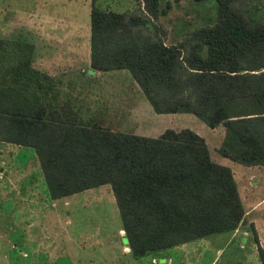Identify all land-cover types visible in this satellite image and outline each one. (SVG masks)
<instances>
[{"label": "trees", "instance_id": "16d2710c", "mask_svg": "<svg viewBox=\"0 0 264 264\" xmlns=\"http://www.w3.org/2000/svg\"><path fill=\"white\" fill-rule=\"evenodd\" d=\"M97 1L90 9L91 69L127 71L154 113H190L211 129L222 127V157L264 166L263 2L213 0L212 24L166 44L156 21L181 0L164 7L137 0L140 13ZM34 57L20 35L0 37V142L33 149L51 199L110 185L134 258L233 233L244 223L233 171L211 156L203 136L187 127L151 136L84 121L60 100V80ZM257 253L264 264V248Z\"/></svg>", "mask_w": 264, "mask_h": 264}, {"label": "rangeland", "instance_id": "374dc122", "mask_svg": "<svg viewBox=\"0 0 264 264\" xmlns=\"http://www.w3.org/2000/svg\"><path fill=\"white\" fill-rule=\"evenodd\" d=\"M166 1L160 0V6L164 7ZM255 1L264 3V0ZM96 5L117 12L140 13L141 9L137 0H98ZM262 8V5L255 8L256 16L260 15ZM90 9L91 0H0V37L16 34L31 42L35 48V65L60 80V100H66L84 121L97 119L113 130L151 136H158L167 127H187L196 131L205 138L211 156L232 169L247 209L244 223L233 233L214 234L182 249L162 251L164 259L148 254L138 258L137 264H260L257 247L264 248V166H245L222 157L218 153L224 134L222 127L211 129L190 113L155 114L127 71L103 73L91 69L88 46ZM215 17L216 2L213 0L172 1L169 11L156 21V25L165 31L166 44H176L187 32L212 24ZM151 30L149 26L146 31ZM76 40L80 44L79 50L78 46L75 48L77 51L71 47ZM35 166L37 189L45 190L33 149L14 144L0 145V185L7 190L0 193V264H49L32 252L34 244L23 239V230L19 235L8 227L12 226V220L6 218L12 216V207L20 199L12 192L11 186L14 180L18 189L21 181L12 174L29 167L32 170ZM87 205L73 213L78 227L85 225L86 231L100 228L102 235L116 233L120 240L117 228L121 221L118 209L114 216L117 206L110 185L97 187L96 198L90 199ZM87 215L91 219L83 221L82 216ZM251 226L257 232L258 242ZM101 248L103 246L86 241L75 254L90 258L91 264H96L102 255ZM218 248L222 250L217 252ZM152 258H155L154 263Z\"/></svg>", "mask_w": 264, "mask_h": 264}, {"label": "crops", "instance_id": "0c3cea01", "mask_svg": "<svg viewBox=\"0 0 264 264\" xmlns=\"http://www.w3.org/2000/svg\"><path fill=\"white\" fill-rule=\"evenodd\" d=\"M78 41L79 40H76V44L71 45L74 50H76V46H78L77 50H79L80 44ZM88 46L90 64V43ZM0 145L8 147L12 144L0 142ZM35 174H37L36 166L33 167L32 170L29 167L12 174L13 176L17 175V180L21 181L18 189L15 188L18 183L14 180V185L11 186L12 192L16 193L20 199L18 203L12 207V216L6 218L12 220V226L8 227H12L15 234L19 233V235H21L23 230L25 233L23 239L33 242L34 245L31 250L37 254V258L41 257L44 261L49 262V264H91L90 258H82L78 253L75 254L76 250H79L86 241H89L93 245L103 246V248H101L102 255L96 260V264H137L138 258L133 257L130 248L127 246L122 225L117 228L120 240L116 238V233L113 235L104 233L102 235L100 228L93 227L92 230L86 231L84 228L85 225L78 227L73 213H77L75 209H84L85 206H88L87 203L90 199L93 200L96 198V188L87 189L68 197L53 200L50 198L47 189L42 191L37 189V178ZM32 178H34V180H32ZM5 188V186L0 185V193L7 191ZM262 200H264V198ZM116 209L118 208H114V216L116 214ZM82 219L83 221H87L91 219V216H82ZM227 242H229V240H227ZM190 244L191 242L173 248L182 249ZM221 250L222 249L218 248L217 252ZM19 252L21 253L22 250ZM161 252L162 251H159L153 254L158 258L164 259L165 257L161 255ZM24 254L25 253H23V255ZM167 260H170L169 255L167 256ZM154 262L155 258H152V263Z\"/></svg>", "mask_w": 264, "mask_h": 264}]
</instances>
